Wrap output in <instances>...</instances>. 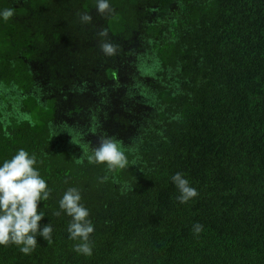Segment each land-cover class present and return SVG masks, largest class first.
I'll use <instances>...</instances> for the list:
<instances>
[{
  "label": "trees",
  "instance_id": "trees-1",
  "mask_svg": "<svg viewBox=\"0 0 264 264\" xmlns=\"http://www.w3.org/2000/svg\"><path fill=\"white\" fill-rule=\"evenodd\" d=\"M108 2L0 0V162L36 157L53 228L29 254L0 245V264H264V0ZM103 137L128 166L76 162ZM69 187L91 255L54 215Z\"/></svg>",
  "mask_w": 264,
  "mask_h": 264
},
{
  "label": "clouds",
  "instance_id": "clouds-1",
  "mask_svg": "<svg viewBox=\"0 0 264 264\" xmlns=\"http://www.w3.org/2000/svg\"><path fill=\"white\" fill-rule=\"evenodd\" d=\"M108 9V0H96L98 13H104ZM11 15L12 11L5 9L0 12V19L7 20ZM82 19L88 21L91 17L84 15ZM102 50L111 54L113 47L104 44ZM20 119L32 122L27 114L21 115ZM51 135H57L54 127ZM84 157L89 163L105 165L109 170L124 169L129 165L122 142L112 137L101 138L96 146L83 151V155L77 158L76 162L83 163ZM135 162L133 160L131 163L135 165ZM36 163V157L23 148L18 149L10 159L0 162V245L14 244L24 254H29L37 246V236L50 242V234L53 231L51 224L43 227L39 224L45 213L43 210L38 211V203L49 198L51 189L40 175ZM170 179L178 190L179 195L176 198L180 203H186L197 196L196 189L182 173L176 172ZM58 204L59 211L54 215H60L62 212L71 218L67 227L68 236L74 241H79L74 251L91 255L89 237L94 231V226L88 219V209L81 203L79 189L67 188ZM201 229L200 224L193 225L195 233L198 234Z\"/></svg>",
  "mask_w": 264,
  "mask_h": 264
}]
</instances>
